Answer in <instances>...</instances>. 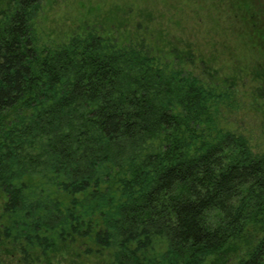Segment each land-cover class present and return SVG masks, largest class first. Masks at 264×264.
Returning a JSON list of instances; mask_svg holds the SVG:
<instances>
[{
	"label": "trees",
	"instance_id": "16d2710c",
	"mask_svg": "<svg viewBox=\"0 0 264 264\" xmlns=\"http://www.w3.org/2000/svg\"><path fill=\"white\" fill-rule=\"evenodd\" d=\"M256 2L231 9L264 46ZM38 7L0 12V251L207 264L259 227L235 264H264V151L223 126L228 95L207 65L93 29L40 45Z\"/></svg>",
	"mask_w": 264,
	"mask_h": 264
},
{
	"label": "rangeland",
	"instance_id": "374dc122",
	"mask_svg": "<svg viewBox=\"0 0 264 264\" xmlns=\"http://www.w3.org/2000/svg\"><path fill=\"white\" fill-rule=\"evenodd\" d=\"M15 1L0 0V12ZM38 1L32 26L40 45H61L73 35L93 29L120 43L154 49L172 61L176 53L183 58L193 52L195 64L187 65L184 58L182 63L209 77L208 72L203 73L206 64L218 89L228 95L220 103L223 126L245 134L255 152L264 151V46L232 11L234 0ZM251 1L258 6L256 0ZM258 236L259 227H253L247 237L233 241L224 255L210 257L207 264H235ZM2 248L0 264H27L21 255L17 258L11 253L9 244ZM30 260V264H49L39 254ZM94 262L96 257L72 249L51 257V264Z\"/></svg>",
	"mask_w": 264,
	"mask_h": 264
}]
</instances>
